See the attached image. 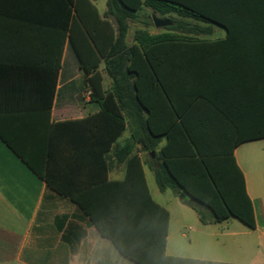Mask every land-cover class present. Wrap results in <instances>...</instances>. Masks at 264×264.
<instances>
[{
	"label": "crops",
	"instance_id": "obj_1",
	"mask_svg": "<svg viewBox=\"0 0 264 264\" xmlns=\"http://www.w3.org/2000/svg\"><path fill=\"white\" fill-rule=\"evenodd\" d=\"M96 8L113 22L107 0L105 8ZM61 13L59 0L0 1V264H136L71 199L81 196L99 206L123 200L122 192L107 183L125 179L127 159L116 154L134 139L124 111L119 135L118 120L100 114V104L92 98V74L82 70ZM152 14L175 16L144 7L135 21H128L127 45L135 42V30L150 35L166 31L151 30ZM132 23H138L134 31ZM197 25L192 40L200 64L196 90H181L184 98L196 94L187 123L196 125L205 151L229 150L236 141L231 116L248 129L264 128V63L261 40L253 33L264 25L233 23L228 28L232 33L222 24ZM97 70L109 91L112 82L103 59ZM165 143L164 137L158 150ZM263 148L264 138H259L233 151L254 208L252 229L234 217L202 223L179 197L183 192L171 189L179 203L196 212L193 218L173 215L174 203L164 195L169 188L159 189L151 166L157 165L156 154L142 151L138 143L133 146L130 156L140 158L151 198L169 213L166 255L264 264ZM148 171L162 201L153 195Z\"/></svg>",
	"mask_w": 264,
	"mask_h": 264
},
{
	"label": "trees",
	"instance_id": "obj_2",
	"mask_svg": "<svg viewBox=\"0 0 264 264\" xmlns=\"http://www.w3.org/2000/svg\"><path fill=\"white\" fill-rule=\"evenodd\" d=\"M144 7L160 15L174 13L167 18L172 25L156 35L135 30V42L127 45L128 21H135ZM59 8L81 68L92 74V98L98 100L100 114L118 120L115 135H119L125 128L124 111L134 139L116 154L119 160L127 159L125 179L107 183L122 192L123 200L99 206L81 196L71 199L100 234L136 264H230L166 255L169 213L151 198L143 164L130 154L136 143L142 151L155 153L157 165L151 166L159 189L185 193L183 201L198 212L202 223L234 217L256 227L254 208L233 151L245 141L264 138V128L248 129L231 116L235 143L229 150L205 151L197 139L196 125L187 123L195 91L184 98L181 90H196L200 64L192 40L197 22L222 24L228 33H232L228 28L233 23L264 25V0H107L113 22L101 17L93 0H59ZM149 19L152 25L151 16ZM253 33L261 40L260 62L264 63V29ZM102 59L112 82L107 92L97 70ZM164 137L166 143L158 150Z\"/></svg>",
	"mask_w": 264,
	"mask_h": 264
},
{
	"label": "rangeland",
	"instance_id": "obj_3",
	"mask_svg": "<svg viewBox=\"0 0 264 264\" xmlns=\"http://www.w3.org/2000/svg\"><path fill=\"white\" fill-rule=\"evenodd\" d=\"M105 1L106 0H97L96 6L99 9H102V6H103V8H105ZM137 27H138V23H132V31H134ZM161 29L162 28H156V27L151 26V30L159 31ZM147 177H148L151 185L153 184L152 192H153L155 199H157L158 201H162V199H160L159 195H158L159 189H158L157 185L154 183L155 181H154L153 173L148 171ZM164 195L166 196V198L168 197L169 199H171L174 203L175 208H172V214L173 215L181 216L182 214H184V216H188L189 218L196 217L195 210H193L190 206L184 205L183 203H179L180 201L178 198L180 196L177 197V196L173 195V192L171 191V189H168Z\"/></svg>",
	"mask_w": 264,
	"mask_h": 264
},
{
	"label": "water",
	"instance_id": "obj_4",
	"mask_svg": "<svg viewBox=\"0 0 264 264\" xmlns=\"http://www.w3.org/2000/svg\"><path fill=\"white\" fill-rule=\"evenodd\" d=\"M152 21H153V24L156 28H164V27H167V26H170L172 25V22L168 19H164V18H160L158 16H156L155 14H152ZM153 155V153H152ZM181 198H186V194L185 193H182L180 195Z\"/></svg>",
	"mask_w": 264,
	"mask_h": 264
}]
</instances>
